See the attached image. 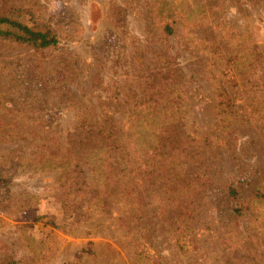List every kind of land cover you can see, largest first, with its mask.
<instances>
[{"label":"rangeland","instance_id":"1","mask_svg":"<svg viewBox=\"0 0 264 264\" xmlns=\"http://www.w3.org/2000/svg\"><path fill=\"white\" fill-rule=\"evenodd\" d=\"M0 6L25 10L26 21L46 24L59 39L43 50L0 39V264H145L132 248L142 244L160 263L264 264V0H0ZM158 8L210 12L195 31L182 21L166 36ZM220 32H234L241 42L250 35L262 58L246 88L231 95L242 122L227 132L229 147L213 149L201 134L215 130L224 69L209 36ZM158 68L173 70L189 146L203 156L185 167L197 243L187 254L174 248L172 225L157 217L160 199L137 170L128 193L108 196L104 207L88 201L89 182L82 183L95 175L79 117L108 118L122 137L127 116L144 109L133 106L134 94H150L147 79ZM41 145L47 153L58 145L70 150L84 175L65 182L61 151L38 172L27 169ZM115 157L120 167L119 152ZM231 184L249 206L240 216L222 198ZM255 185L261 198L252 195Z\"/></svg>","mask_w":264,"mask_h":264},{"label":"trees","instance_id":"2","mask_svg":"<svg viewBox=\"0 0 264 264\" xmlns=\"http://www.w3.org/2000/svg\"><path fill=\"white\" fill-rule=\"evenodd\" d=\"M209 12L210 9H204L198 15L192 16L182 11L174 13L158 8L155 16L159 20L161 32L167 36L172 35L174 25L182 21L191 24L189 31L204 26ZM27 14L28 12L20 8L0 6V39L30 45L35 50L57 45L59 39L53 30L44 23L26 21ZM222 24L223 27L227 26L226 23ZM233 34L235 35L234 32ZM233 34L223 35L220 32L219 35L209 36L211 54L218 58L224 69L223 80L218 82L216 88L215 130L201 134L204 145H210L213 149L229 147L230 144L225 139L227 132L232 125L242 122L240 108L233 106L231 95L239 94L246 88V84L250 83L251 73L258 72L257 66L261 64L262 53L251 36L248 35L241 42L240 36L234 37ZM240 44L247 46L245 51L242 52L243 46ZM174 81L173 70L158 68L149 75L147 83L151 88L150 94L139 99H136L134 94L132 98L133 106L144 109L127 116V121L122 127V137L114 133L108 118L98 122L97 118L91 115L79 117L82 129L79 134L89 145L91 170L95 175L84 178L82 183L89 182L86 185L87 195L91 196L88 201H98L99 205L104 207L108 196L114 193H128L132 174L137 170L142 182L160 199L161 207L157 217L159 221L170 222L172 225L174 248L182 254H187L197 249V243L192 227L193 212L189 208L191 180L185 167L187 163L200 161L203 156L201 152H194L189 146L193 139L185 130V120L180 99L176 96ZM253 93L256 94L257 90ZM262 124L264 125V117ZM44 147L46 145L34 148L31 159L26 160L27 169L33 173L38 172L44 163L61 151L60 161L65 163L67 170L65 182L75 181L84 175L79 158L72 156L70 150L58 145L53 152L47 153L43 150ZM199 147L201 150L204 148L200 145ZM116 152H119L122 160L120 167L116 166ZM204 186L201 181L199 188ZM259 187L255 185L252 190L255 199L263 196ZM221 193L223 199L233 203L231 213L235 216H240L249 209L238 185L231 184ZM140 219L143 220L142 217ZM142 232V240L148 241L144 229ZM132 248L139 257L138 261L143 259L145 264H169L149 257L143 244L141 249L137 245ZM2 264L17 262L6 259Z\"/></svg>","mask_w":264,"mask_h":264}]
</instances>
